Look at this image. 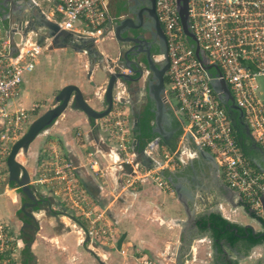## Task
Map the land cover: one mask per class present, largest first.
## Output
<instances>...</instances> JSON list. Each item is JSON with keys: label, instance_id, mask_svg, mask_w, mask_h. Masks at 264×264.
I'll use <instances>...</instances> for the list:
<instances>
[{"label": "crops", "instance_id": "1", "mask_svg": "<svg viewBox=\"0 0 264 264\" xmlns=\"http://www.w3.org/2000/svg\"><path fill=\"white\" fill-rule=\"evenodd\" d=\"M105 4L114 19L124 0H105ZM58 7L59 0H0V19L6 29L9 24L22 28L24 24L33 23L34 20L37 21L36 15L42 12L59 22L62 13ZM110 23L108 18L103 32L105 36L96 41L108 65L111 64L107 59L116 63L119 58L117 41L114 32L110 31ZM75 30L88 33L80 27ZM19 38L16 35V39ZM30 40L35 41V35ZM107 77L102 66L97 63L94 67L91 66L86 52L47 43L34 70L24 77L21 96L9 102V110L28 108L37 100L53 98L68 84L79 86L87 102L101 110ZM124 102L131 105L125 98ZM176 108L177 102L172 100L161 124L163 130L172 133L170 143L157 132L149 140L158 136L159 148L166 145L178 151L179 165L165 171L181 186L180 191L193 210L194 218L198 220L202 216L206 218L213 213H221L232 222H235V217L242 220L248 218V221L237 220L241 221L238 224L242 226L250 225L251 220L257 222L243 207L235 205L240 202L237 193L234 203L228 199L229 193L222 184L226 182L221 172L215 179L201 172L198 166L201 157L198 145L184 132V118ZM132 119L134 137L138 139L135 133L136 119ZM153 122L154 117L152 126ZM134 141V158L137 161L147 167L142 160L143 156L153 164L160 161L161 156L157 150L155 152L147 143L143 149H139ZM54 143L76 166V174L92 198L107 210L110 221L118 232L112 240H87L88 234L84 231L83 221L65 206L63 208V204L53 196L50 189L38 181L44 159L42 150ZM90 151L98 155L101 175L93 172L88 165ZM25 155V166L31 183L37 190V197L41 199L39 204L26 206V211H23V204L32 200L22 196L17 187L13 188V181L8 180V184H2L3 181L0 183V220L10 225L20 237V264H100L98 257L109 264H138L134 257L138 253H146L161 264H188L192 257L198 258V243L206 239L213 242L209 229H202L199 223L188 221L184 205L171 182L173 190L162 188L149 179L137 182L134 186L125 184L124 177L128 172H125L120 163L119 150L106 140L97 120L88 117L82 110L68 107L34 139ZM243 213L248 217H244ZM251 225L254 226L253 223ZM30 230L34 234H28ZM27 236L30 238L27 239Z\"/></svg>", "mask_w": 264, "mask_h": 264}, {"label": "built area", "instance_id": "2", "mask_svg": "<svg viewBox=\"0 0 264 264\" xmlns=\"http://www.w3.org/2000/svg\"><path fill=\"white\" fill-rule=\"evenodd\" d=\"M155 8L168 46L165 102L176 100V109L184 118V132L214 156L226 184L239 193L245 207L252 209L256 218L263 217L264 172L244 153L212 80L227 82L252 139L264 149V0H189V28L205 63L217 64L221 75L210 74L197 56L184 31L177 0H155ZM58 9L63 28L80 27L96 36L103 34L110 16L105 0H59ZM43 49L36 40L29 39L11 55L10 36L0 19V183L9 177L7 157L12 145L32 121L26 108L10 111L9 102L21 96L24 77L33 71ZM124 92H114L112 110L96 120L106 140L119 150L121 165H132V172L124 177L125 184L134 186L149 179L171 189L161 170L179 165L178 151L166 145L159 148L160 138L156 136L147 146L157 150L160 161L147 167L134 158V125ZM42 154L38 181L48 183L55 197L81 217L91 242L115 238L118 232L107 210L92 198L77 176L76 166L60 147L51 144ZM88 165L96 174H102L96 152L88 153ZM21 249L19 235L0 220V264H20ZM140 264L161 263L142 255Z\"/></svg>", "mask_w": 264, "mask_h": 264}, {"label": "water", "instance_id": "3", "mask_svg": "<svg viewBox=\"0 0 264 264\" xmlns=\"http://www.w3.org/2000/svg\"><path fill=\"white\" fill-rule=\"evenodd\" d=\"M150 1L152 3L151 14L155 16L156 21L160 24V21L156 13L155 0H150ZM188 2L189 0H177L179 14L181 17V21L183 23L184 31L188 39L191 41L192 47L195 48L196 54L201 60L202 64L204 65L205 69H207L212 75H221L222 74L221 69L217 64L205 63V60L202 56V52L197 43V39L194 33L189 28ZM129 3L130 0H125V3L118 9V11L125 9L130 11L132 6H130ZM36 16H37V21L34 20L33 23L31 22L28 24H24L22 28L21 26L20 27L10 26V24L8 29L5 28L8 31L11 40V55L15 52H18L20 47H22L30 39L32 35H35L36 42L42 46L46 45L47 43H50L52 46L55 47H71L76 51L86 52L91 62V66L94 67V65L97 63L100 66H102V70H104V72L108 74L107 83L104 92V103L106 108H104L103 110L95 109L87 102L84 93L82 92L79 86L75 84H68L64 86L55 96V100L57 104L52 106L51 108L46 110L43 114L38 116L35 120H33L30 123L28 130L18 140H16V142H14L10 150V153L7 157L9 180L17 184V186L20 188V194L22 196H27L30 200H32L31 202H25L23 204L21 208L23 211H26V206L38 205L41 199H39L36 195L37 190L34 187V185L31 183V177L26 166L17 159L18 154L21 151H24L26 153L30 147V144L34 141V139L43 131H45L49 126H51L68 107H73L82 110L87 114L88 117L95 120L106 116L112 110V106L114 102V90L116 88L118 81L119 80L123 82L131 81L133 79H138L142 75L141 71L138 69L135 71H137L141 75L135 78L130 73L124 72L126 69L133 70L134 69L133 65L138 67L136 63L132 62V59L130 57L131 53L130 50L127 48V44L125 43V41L122 43L120 41V40L131 39L129 33L133 29V27L126 25L125 19L116 18L115 20H117V26H115L114 28L110 27V31L112 30L114 32V37L117 41L119 58L116 61V63L112 62L111 59H107V61L111 64L108 65L103 54L98 49V45L96 43L98 38L105 36V34L96 36L91 33H85V32L82 33L77 30H70L63 28L59 24V22L50 19L44 12ZM109 20L112 22L113 17L109 16ZM16 35L20 36L19 40L16 39ZM163 52L165 58L160 66L156 64L153 57L149 55L147 56V63L149 65V68L154 72L153 79L149 82L148 88H149L150 98L152 99L153 102V107L151 109V112L154 115V122H153L154 126H152V131L162 134L165 140L170 143L169 138L172 133L170 131L163 130V128L161 127L162 121H164L168 111V103L163 101L162 98V95L165 94L166 92L165 74L169 67L167 40ZM122 58H124V61H126L125 64L122 63L123 62ZM110 68H113V70H111ZM212 85L215 91L218 93L220 100L227 107L234 126L237 124V122H240L244 126L245 135L251 141L249 148L255 152H258V154L262 157L260 160L264 161V149L252 139L249 127L243 119V112L240 109V107L235 103L233 94L227 82L224 79L214 78L212 80ZM239 142L242 144L246 142V140L244 141L243 137L240 136ZM139 143H140L139 139H135L134 144L139 145ZM197 148L201 156L210 158L211 160L216 162L214 156L208 150L201 148L200 146H197ZM249 158L253 161V163L256 165L258 169L264 172V166L259 163V160L256 156L249 155ZM142 160L144 163L148 165V167L155 166V164H153L145 156H143ZM122 166L125 168V172L128 173L132 172V165L130 163L124 162ZM162 174L165 175L176 188L179 198L184 205L186 214L188 216V221H192L194 224H197V220L194 218L193 215V210L191 209L186 198L183 197V194L180 191L181 186L174 181L172 175H168L166 173L165 169L162 170ZM222 184L229 193L228 199L234 203V196L236 195L237 192L234 191L230 186H228V184L225 183ZM237 194L239 195V193ZM235 205L238 207L239 206L243 207L244 211L247 212L252 218H254L252 209L246 208L245 204L241 200L240 202H236ZM259 222L262 223L263 220L259 219ZM247 226L254 228L251 224ZM255 232L256 230L253 231V234H255ZM257 236H264V232L260 233ZM87 240H89V236H87ZM90 251L93 254H96L94 250L91 249ZM98 260L100 264H109L104 260L100 259L99 257ZM178 264H183V263L179 262Z\"/></svg>", "mask_w": 264, "mask_h": 264}, {"label": "flooded vegetation", "instance_id": "4", "mask_svg": "<svg viewBox=\"0 0 264 264\" xmlns=\"http://www.w3.org/2000/svg\"><path fill=\"white\" fill-rule=\"evenodd\" d=\"M122 5H120L119 8ZM129 5L132 6L131 10L129 11L125 9L119 11L118 14H116V16L114 17L113 21L110 23V27L114 28L115 26H117V20H115L116 18L125 19L126 25L133 27V29L129 33L131 39L120 40V41L121 43L125 41V43L127 44V48L130 50L131 53L130 57L132 59V62L138 65V67L133 65L134 69L133 70L128 69L129 71L128 73L134 76V78L137 76L139 77L141 75L135 70L138 69L142 73V75L138 79L126 81V85H125L126 87L124 90L125 91L124 98L125 100L129 101L130 104L132 105L131 112L135 114L134 118L136 119V123H137L142 119H144L146 113L149 111L151 112V109L153 107V102L152 99L150 98L148 85L149 82L153 79L154 72L149 68V65L147 63V56L149 55L153 57L156 64L160 66L165 58L163 51L166 45L167 38L163 25L161 23L159 24L156 21L155 16L151 14L152 3L150 0H141V1L130 0ZM122 59H123L122 63L125 64L126 61H124V58ZM140 81H141V86H137V85L135 86V84L139 83ZM130 93L135 94V100L131 98ZM162 98L163 101H165L164 94L162 95ZM242 127H243L242 131L245 135L244 126L242 125ZM251 155L256 156L259 160V163L264 166V161L260 160L262 157L258 154V152L254 151V153H252ZM198 166L201 169V172L209 175L211 179H215V177H217V174L220 173L218 164L213 160H211L210 158L204 156H201L199 158ZM204 217L205 216H202V218L201 217L197 218L198 219L197 224L201 219H204ZM255 219L261 225L263 230H259V231L256 230L255 234H253L255 228L242 226L243 232H240L239 227H234V231L238 236V240L236 241L235 244H230L228 241L223 239L221 240V244L218 245L215 244L213 240L212 243L214 249V260L216 264L217 263L240 264L239 262L242 259L252 256L253 248L260 245L263 246V253H264V240L259 239L264 236H257L260 233L264 232V226H263L264 220L262 219L263 222L260 223L259 219L257 218ZM30 232H28V234H32ZM251 236L259 240L253 243L250 240ZM243 251H245L246 253H242ZM233 254H235L236 256Z\"/></svg>", "mask_w": 264, "mask_h": 264}, {"label": "rangeland", "instance_id": "5", "mask_svg": "<svg viewBox=\"0 0 264 264\" xmlns=\"http://www.w3.org/2000/svg\"><path fill=\"white\" fill-rule=\"evenodd\" d=\"M36 66V65H35ZM35 68V67H34ZM34 70V69H33ZM125 72H129L128 69L125 70ZM126 85V82H123L121 80L118 81L117 85H116V88L114 90V92L116 91H121V90H125V86ZM141 86V81L137 84H135V86ZM136 88V87H135ZM264 89V88H263ZM131 94V98L133 100H135V94L134 93H130ZM50 98V97H49ZM43 99V100H37L33 103V105H31V107H28L26 108L30 114V119L33 121L35 120L38 116H40L41 114H43L46 110H48L49 108H51L52 106L56 105L57 102L55 100V97L53 98H50V99ZM101 101L103 102V106L100 107L101 110H103L105 107V104H104V97L103 99H101ZM130 107V110L132 109L131 108V105H128ZM48 108V109H47ZM135 114L132 112V117H134ZM30 125V124H29ZM28 125V127H29ZM28 130V128H27ZM26 130V131H27ZM25 131V132H26ZM21 137V136H20ZM43 152V150H42ZM21 155L17 156V159L23 163L25 165L26 163V153L24 151H21ZM42 157H44V155L42 154ZM25 158V160H24ZM9 178V177H8ZM6 179L5 181L2 182V184H8L9 183V179ZM47 186V188L49 189L50 185L48 183L44 184ZM12 187V186H10ZM17 187V190L19 191V187L17 186V184L14 182L13 184V188L16 189ZM171 189L173 190V188L171 187ZM51 191V190H50ZM20 192V191H19ZM51 193L53 194V192L51 191ZM53 196H55L53 194ZM66 207V206H65ZM63 208H64V205H63ZM67 208V207H66ZM71 211V210H70ZM73 213V211H71ZM75 213V212H74ZM20 215H23L22 212H20ZM78 216V215H77ZM243 216L244 217H248L245 213H243ZM80 219L81 217L78 216ZM237 220H242L239 219V217H235V222L236 223H239L241 221H237ZM242 221H248V218H245L244 220ZM250 221V219H249ZM254 224V228L255 230L259 231V230H263V228L261 227V225L258 223V222H254L253 220H251V224ZM32 234H34V232H30ZM31 236V235H30ZM27 239H29L30 237H26ZM198 251H199V254L197 255L198 258L195 259L194 257H192L189 261L188 264H216L215 260H214V253H213V247H212V243L209 239H206L200 243H198ZM142 255H148L146 253H138L136 254V256H134L138 262V264L141 263V257ZM149 256V255H148ZM196 257V256H195ZM152 258V257H151ZM154 260V258H152ZM242 264H264V253H263V246H257L255 248H253V253H252V256H249L248 258H244L240 261ZM170 264H173L172 262ZM219 264V263H217Z\"/></svg>", "mask_w": 264, "mask_h": 264}, {"label": "trees", "instance_id": "6", "mask_svg": "<svg viewBox=\"0 0 264 264\" xmlns=\"http://www.w3.org/2000/svg\"><path fill=\"white\" fill-rule=\"evenodd\" d=\"M153 117H154L153 113L149 111L146 113V116L144 117V119L137 122L135 125L136 137L140 141L139 149H143L147 141H149V139L152 138L156 134L152 131L151 121L153 120ZM234 128H235L238 140L240 136L243 137L244 141L246 140V142L242 144L240 143V144L243 148L244 153L249 157V155L254 153V151L249 148L251 141L246 137V135H244L242 131L243 127L240 122H237ZM166 173H168V171H166ZM253 217L256 218L257 216L254 215ZM257 219L264 220V217L263 218L259 217ZM199 226L202 229H209L211 231V236L214 240V243L218 245L221 244V240L223 239L228 241L230 244L236 243V241L238 240V236L236 232L234 231V227H239V231L243 232L242 225L236 222L230 221L229 219L224 217L221 213H213L209 217L201 219L199 221ZM259 239L264 240V237L259 238ZM259 239H256L253 236L250 237V240L253 243L257 242ZM231 264H236V263H231Z\"/></svg>", "mask_w": 264, "mask_h": 264}, {"label": "bare ground", "instance_id": "7", "mask_svg": "<svg viewBox=\"0 0 264 264\" xmlns=\"http://www.w3.org/2000/svg\"><path fill=\"white\" fill-rule=\"evenodd\" d=\"M21 154H22V153L20 152V153H19V156H20ZM24 160H25V158H24Z\"/></svg>", "mask_w": 264, "mask_h": 264}]
</instances>
